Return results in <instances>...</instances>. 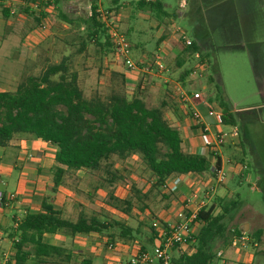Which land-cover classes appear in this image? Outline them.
<instances>
[{
	"label": "rangeland",
	"instance_id": "374dc122",
	"mask_svg": "<svg viewBox=\"0 0 264 264\" xmlns=\"http://www.w3.org/2000/svg\"><path fill=\"white\" fill-rule=\"evenodd\" d=\"M24 1L0 0V18L2 6H7L13 12L7 19L12 24L3 28V33L8 35L6 49L4 50L6 58L13 60L20 53V41L18 37L11 36L10 33L19 34L21 33L20 29L25 30L26 27L33 24L31 19L37 15V9L33 8L32 1L38 6L47 3L50 8L46 12V23L42 22L45 30L41 29L38 24H35V28L39 31V34L40 31L42 33L46 30L53 32L55 35L53 36L55 37L54 53L50 55V58L47 57L46 61L25 64L23 75L36 76L46 64L57 63L63 54H67L71 56L72 68L79 75V86L83 96L85 98L94 95L105 97L111 88V73L125 71V69L114 55L104 56V53H98L91 44L85 48L86 50L84 49L85 51L74 54L80 42L81 32H76L73 29L71 31L63 30L59 26L62 21L59 19L58 13L61 11L64 15H68L67 10H74L72 15L86 17L91 3H96L97 6L105 10L110 6L111 0H65V9H62V5L59 2L56 4L54 0H47V2L45 0ZM136 1L120 0L119 5L121 8L113 17L118 30L130 46L131 60L139 68L151 69L150 63L153 54L163 46L167 45L171 49H174V45L180 46L177 41L176 44L166 42L173 34V28L175 27L180 28L189 38L200 32L212 46L210 50L204 52L210 67L206 70L203 69L201 76L196 77V80H191L188 77L184 85L185 83L195 84L191 91H196L203 100V103L199 105L200 107H195L198 113L203 108L201 105L205 104V101L214 102L217 108L216 89H218L224 101L234 110L233 117H236V115L243 117L241 122L235 121V125L244 152L246 165H243V162L241 165L238 163L240 166L245 167L244 177L241 179L230 178L226 172L234 165H232L233 163L226 164L228 166H225L223 170L226 175L225 180L222 184H219L221 186H217L216 191H218V194L213 196L211 203L215 197L223 199L220 203L222 206H226V203L230 200L237 202L239 208L225 216L226 235H229L228 232L237 230L244 234L247 240V242H244V248L238 245L236 250L230 249L228 241L218 243L213 252L216 254L220 251L222 258L231 263L264 264V255L262 254L264 252V0H250L251 8L248 7L247 10L240 11L236 9L234 13L228 10L229 1H227L228 3L225 0L222 3L211 1L213 4H221L217 8L216 6L213 7L211 12H207L208 15L203 14V16L208 17L209 22L205 19L206 24H201L196 29L191 23V18L200 16L201 10L198 8L192 9L186 6L183 10H178L176 0H159L164 12L167 13V16H161L146 10H137L135 8ZM233 1L238 2V0ZM186 2L188 3V0ZM54 4L59 9L56 10ZM23 12L26 14L23 17L27 21L23 22V27L18 28L19 26L16 27L15 24L19 23L17 19L23 15ZM50 45L51 39L49 36H45L43 43L38 48L26 52L27 56L29 54L31 56L33 52H46L45 48ZM134 46H137V48L134 49ZM169 57H164V64H166ZM8 59L6 60L8 61ZM193 64L194 60L190 57L186 65L190 69ZM125 73L128 72L125 71ZM179 73V70L172 65L168 69L164 68L160 73H156L155 70L151 69L148 73L130 72L133 77L130 74H125L128 81L125 85L126 97L130 99L135 94L136 87L139 86L142 88L141 97L147 108L158 106L159 99L163 97L171 107L173 104L179 106L180 103L177 101L174 92L176 85L183 87L182 83L178 81ZM209 77L213 80L212 83L207 82ZM193 84L191 86H194ZM183 88L187 89L188 85ZM182 110L185 113L184 120H188L191 125L193 121L189 111L187 109ZM218 128L223 134H228L230 131L229 126L220 125ZM187 129L190 130L191 128ZM200 134L195 138L199 146H202V136L205 134L204 132ZM200 156L203 155L200 153ZM222 156L224 159L226 158L224 153ZM110 162L113 164V169L118 172L123 180L108 186L104 182L105 175L102 167L97 171L82 174L78 182L74 178L75 180L72 181V187L70 188L74 192L77 201V204H74L75 210H81L86 216L94 215L101 221L110 222L114 220L132 229L139 228L138 224H142L143 226L138 229L140 234L133 241L126 242L114 238L110 242L115 250L118 247L130 245L134 249L136 245L144 244L145 231H147L148 226H151L154 219L163 220L168 218L169 220L172 218L169 215L172 212L173 205L176 207L174 210L177 209V200L171 197L165 189L155 190L151 187L152 177L138 156L133 155L122 161L112 157ZM207 180L204 176L194 177L191 186L188 187V193L201 190L206 186ZM130 185H134L138 193L132 192ZM140 195H145V198H142L140 202L147 207V210L142 214L138 212L140 205L135 199L136 196L140 197ZM122 200L132 202L133 206L129 211H126L127 207L120 202ZM82 203L86 206H83ZM159 208H161L160 212H164L163 216L159 214ZM160 216L162 218H159ZM258 229H262L263 234L260 240L255 242L251 239V236ZM113 232L109 231L108 233ZM108 233L102 232L100 237L104 241H109ZM57 234L66 237L62 233ZM252 243H255L257 247L254 248ZM105 245L106 243L103 246L105 247ZM173 253L175 252L171 251V255ZM91 259L92 264H103L102 256L92 254ZM64 262L65 259L61 258V260L56 259L54 264H64ZM73 264H79V260H75Z\"/></svg>",
	"mask_w": 264,
	"mask_h": 264
},
{
	"label": "trees",
	"instance_id": "16d2710c",
	"mask_svg": "<svg viewBox=\"0 0 264 264\" xmlns=\"http://www.w3.org/2000/svg\"><path fill=\"white\" fill-rule=\"evenodd\" d=\"M34 2V1H33ZM118 0H111L106 12L116 14ZM57 4V3H56ZM37 4V8H38ZM139 8L146 7L156 15L167 16L163 12L159 0L140 1ZM92 5L91 17H77L58 13L59 19L71 29L80 33V42L76 53L93 45L98 53L113 55L111 43L102 25L96 20ZM10 10L2 6L1 17H10ZM37 20V19H35ZM197 52V63L209 67L206 55H202L195 42L182 47L175 64L179 67L186 57ZM191 69V68H190ZM190 69L179 73L178 81L183 82ZM143 76V75H142ZM125 79L121 73L112 72L111 88L105 97L94 95L85 98L77 84V75L69 67L68 57H62L57 63H48L41 72L34 76L22 75L14 92L0 91V147H4L14 135H27L33 139L46 142L56 148L55 166L52 168L53 191L62 181L67 172L82 171L90 173L103 168L104 182L111 186L123 179L113 169L112 157L122 161L136 155L152 177L151 187L155 190L163 188L164 181L171 176L184 177L201 175L211 177L208 171L211 154L202 157L187 154L181 149L178 131L164 120V106L147 108L142 101V88L136 87L135 94L128 99L125 94ZM207 82L212 83L209 77ZM218 106L221 110L217 122L219 125L235 126V119L230 113L231 107L224 101L216 89ZM196 128V127H194ZM216 168L220 166L216 156ZM134 193H138L134 185H130ZM145 195L136 196L139 202V213H143L146 205L141 203ZM221 198H215L210 206L201 210L196 217L197 228L191 237L193 252L190 255L175 253L171 255L170 264H211L213 252L218 243L239 237L240 231L233 230L226 235L225 216L239 207L236 201H228L226 206L220 205ZM129 211L132 202L120 201ZM138 224V227H142ZM139 228L132 229L114 220L101 221L94 215L86 216L80 212L74 220L61 217L50 205H41L38 213L27 212L13 229L16 241L13 242L14 264H24L31 255L34 264H46L47 259L69 256L55 246L43 242L44 234L62 233L66 236L91 233H108L109 242L114 238L133 241L140 234ZM144 244L140 250L150 248L158 231L147 227ZM263 234L262 229L256 230L251 239L258 242ZM232 235V236H231ZM231 236V237H230ZM253 244V243H252ZM79 264H90L89 260H81Z\"/></svg>",
	"mask_w": 264,
	"mask_h": 264
},
{
	"label": "crops",
	"instance_id": "0c3cea01",
	"mask_svg": "<svg viewBox=\"0 0 264 264\" xmlns=\"http://www.w3.org/2000/svg\"><path fill=\"white\" fill-rule=\"evenodd\" d=\"M119 1L120 0H118L117 2V7H118L117 11L119 8H121L119 5ZM140 1L148 2L150 0H137L135 2V8L137 10L148 11L146 7L143 8L138 7V3ZM211 1H217L222 3L223 0H188V3L186 2L187 8L189 6L192 9L198 8L199 10H201L200 16L191 18V23L193 24L195 29L198 28L199 25L201 24L203 25L206 24L205 19H207V22H209L208 17L203 16V14L208 15L207 12H211L213 7L216 6L217 8L221 4V3L213 4L211 3ZM225 1L230 2L228 10L231 11V13H234L236 9H239L240 11L243 9L247 10L248 7L251 8L250 0H238V2L233 0H225ZM22 2L25 1L22 0ZM45 2H47V0H45ZM54 2L57 4L59 2L60 5H62L61 7L62 9L66 8L65 0H54ZM32 3H33L32 5L35 4L33 1ZM93 4L96 5V3H91L89 6V10ZM97 7L99 6L96 5V8ZM49 8L50 6L47 3H45V5L39 6L36 10L37 15L34 14L35 18L32 17L31 19L32 20L31 22L34 25L32 24L30 25V27H26L25 30L20 29L21 33L19 34L10 33L11 36L18 37V40L20 41V45H19L20 53L17 54L16 58L14 57L13 60L6 58V55L4 53V50L6 49V43L8 41V35L3 33L4 31L3 28L11 25L12 22L7 20L8 18L6 20L2 17L0 18V35L2 34L0 38V91L14 92L19 79L24 73L25 64H27L28 62L31 63L38 61V63H40L41 61L42 62L46 61L47 57L50 58V55L54 53L53 50H54L55 37L53 36L55 35L53 34V32L46 30V32H42V33L40 31L39 34V31L36 30L35 28V24H38V26L41 29L45 28L44 25H42V22L44 23L46 21L47 19L46 12H48ZM54 8L56 10L59 9V7L56 5L54 6ZM73 12L74 10H67L68 15H72ZM164 13L167 14L166 12ZM24 15H26L25 12H23V15L19 19H17V22H19L20 25L19 23H16L15 24L16 27L18 26H19L18 28L23 27L22 26L23 22L27 21V19L23 17ZM178 15H180V13H178ZM59 26L63 28V30H70V31L72 30L71 27L64 22H61ZM45 36H49V38L51 39V45L45 48L46 52L41 53V51L38 50L39 52L36 53L33 52L31 56L30 54L29 56H27L26 52L33 51L34 49L38 48L39 45L43 43ZM191 40L195 42L196 45L199 47L202 55H205L204 52L210 50L212 47L210 42L207 41L206 38L200 32L199 34H193ZM166 42L167 43L169 42V44L171 43L176 44L175 36L172 34ZM137 46H134L133 48L136 49ZM163 47L166 49V55H165L166 58L170 56L166 60V64H164L166 69H168V67L172 65H174V67L177 70H179L180 73L183 70L189 69L188 68L189 64L186 65V63L188 59H190V57H186L184 63H182L181 66L179 67L175 64L177 58L180 55V51L182 48L181 46L174 45V49L169 48L167 45ZM74 54H77L76 50ZM130 55L132 56V52L130 53ZM62 57H68L69 67L72 71L76 73L77 84L79 86V75L71 66V56L67 54H63L61 58ZM6 59H8V61ZM117 73H121L123 75L126 81L125 82L126 85L128 81L126 79L125 74H130V72L125 73V71H118ZM133 74H130V76L133 77L132 76ZM188 77L189 75H186L185 78L183 79L182 82L183 87H186L187 84L185 83L184 85V82ZM193 85L194 86L188 87L190 91L191 88L195 87V84ZM161 102L165 103L164 115H163L164 120L170 126H172L178 131L181 139L182 151L187 154H194L198 156H200L201 153L203 157H205V152L203 148L205 143L213 142V138L215 137V135L222 133L218 128V126L220 125L217 122V118L221 113L218 104H216L217 108L214 102L211 101H207V102L205 101V104L201 105L203 106V108H201L198 113L200 119L199 121L205 126L206 132L204 133L205 135L202 136L203 145L199 146L197 139L195 138L199 133L196 129L193 128L195 127L193 123L190 125L188 120L187 121L186 119L184 120L185 113H183L184 111L182 110L183 108L181 107V105L179 104V106H177V104L176 105L173 104V106L171 107L164 97L162 99L161 98L159 99V104ZM201 103H203L202 98L200 101L195 102L192 108L195 110V107L199 106ZM230 113L232 115L234 114V110L232 109V107ZM234 118L235 121L237 122H241L243 119L241 115H236V117ZM234 127L237 128L236 125ZM187 128H191V129L188 130ZM237 136H238L237 143H233L231 145L224 144L218 150L217 157L219 158L220 165L223 170L225 166L226 167L228 166L226 164L233 163L232 165H234L239 163L241 165V163L243 162L242 164L246 165L244 160V152H243L242 144L239 139V135ZM55 151L56 148L54 146L46 142L33 139L32 137L27 135H14L6 146L0 147V192L4 196V201L0 205V259L5 258L6 259L5 264H14L12 260V256L14 254L12 243L16 241L15 238L16 236H14L13 229L15 228V224L20 222L23 216L27 212H33V213L40 212L42 204L50 205L55 211L60 213L61 217L69 220H74L77 217V215L81 212V210H77V211L75 210L74 204L77 201L74 196L75 194L74 192L71 191L70 187H72L71 185L72 181L76 179L78 182L79 177L82 174H85L84 172L75 171V172L65 173L63 175L61 183L53 191H51L52 189L51 170L55 166L54 163ZM223 153L226 155L225 159L222 156ZM243 171L244 169L238 170L237 167L234 168V166H231V169L229 168L228 172L226 173L229 174L228 176H230V178L235 177L237 179H241L242 177H244ZM194 177L199 178L201 176L188 175L184 177H178V182L175 184L174 191L169 193L171 197L176 198L177 204L182 200L183 197L188 195V191H189L188 187L191 186L192 184L191 181L193 180ZM217 186H221V185L213 186L214 196L218 194V191H216ZM9 194L14 195L13 200L9 201L7 199ZM162 196L165 197L164 195ZM83 206H86V204H83ZM174 208L176 207H174L173 205L172 212L169 215L170 217H173V214L176 211V209L174 210ZM160 209L161 208H159L158 212L159 214H161V216H163L164 212L163 213L160 212ZM145 210H147V207L143 210V212ZM161 216L159 218H162ZM147 232L148 231H145V234ZM43 242L48 245L63 249L64 255L69 256V261L67 264H73L75 260H79V262L81 260H89L90 264H92V259H91L92 254H94V256L95 255L102 256L103 264H124L129 258V256L134 253V249L132 248L131 245L121 246V248L118 247L117 250H115L114 248L112 250H108L107 245H109L110 242L104 241V239H102V237H100V234L98 233L77 234L72 237L70 236L65 237L57 233L51 235L44 234ZM104 243H106L105 247L103 246ZM153 244H154V240L150 248L146 249L145 251H150ZM56 259L57 258L55 257H51L47 259L46 264H54V261H56ZM34 263L35 262L33 260V257L29 255L26 258L24 264H34Z\"/></svg>",
	"mask_w": 264,
	"mask_h": 264
},
{
	"label": "built area",
	"instance_id": "2783aa9c",
	"mask_svg": "<svg viewBox=\"0 0 264 264\" xmlns=\"http://www.w3.org/2000/svg\"><path fill=\"white\" fill-rule=\"evenodd\" d=\"M178 10H183L186 6V0H176ZM33 8L37 9V4L33 5ZM10 15L13 14L12 11L9 12ZM87 17L92 16L91 10L88 11ZM94 15L96 20L102 25L105 33L111 43L113 55L120 61L121 65L127 72H137V73H148L151 69L155 70L156 73H160L164 70V57L166 55V49H158L152 56L150 67L139 68L130 58V46L126 41V38L118 30L114 17L111 13L97 7L94 10ZM173 35L176 41L180 43L181 47H188L193 42L189 37L185 35L184 32L178 27L173 28ZM191 57L194 60V64L190 69L189 78L191 80H196V77H200L205 64L200 65L197 63L199 55L197 52L193 53ZM193 83L187 84L188 87ZM174 92L177 97V101L181 104L183 109H187L192 118L193 125L195 129L202 133L206 132L205 126L200 123L199 114L195 111L192 106L195 102L201 100L200 95L197 92H192L188 88L184 89L181 85H176L174 87ZM199 133V135H201ZM238 130L234 126H230V131L228 134L219 133L213 138V142H206L204 145L205 157L211 154L208 171L211 177H206L208 183L205 187L198 191H192L188 193L182 200L178 203V208L174 213L173 217L168 220H158L154 219L151 223V227L158 231L157 236L154 238V244L150 251L140 250L139 245L134 248V253L129 256L124 264H170L171 251L176 249L179 254L190 255L193 252L191 247V237L196 231L197 214L207 208L210 205L213 198V186L222 184L225 180L226 175L221 168V165L216 168V156H218V150L224 144L237 143ZM203 157V156H202ZM239 164H234V168L238 167ZM240 166V165H239ZM239 169H245L244 166H240ZM201 176V175H196ZM203 177V176H201ZM178 182V177L171 176L164 181L163 189L167 193L173 192L175 189V184ZM7 199L13 200L14 195L9 194ZM4 201V196L0 192V205ZM16 226V224H15ZM247 242L244 234L239 237L233 236L230 240L229 247L231 250H236L238 245L244 248V242ZM256 248V244L252 245ZM108 250H112L113 247L109 244L107 245ZM264 255V252L262 253ZM6 259H0V264H5ZM211 264H244V263H231L228 260L222 258V253L219 251L215 254V260Z\"/></svg>",
	"mask_w": 264,
	"mask_h": 264
},
{
	"label": "water",
	"instance_id": "95a60500",
	"mask_svg": "<svg viewBox=\"0 0 264 264\" xmlns=\"http://www.w3.org/2000/svg\"><path fill=\"white\" fill-rule=\"evenodd\" d=\"M246 226V225H245Z\"/></svg>",
	"mask_w": 264,
	"mask_h": 264
}]
</instances>
